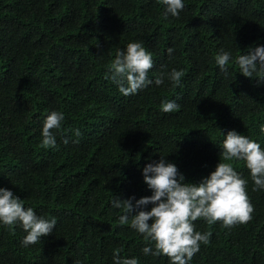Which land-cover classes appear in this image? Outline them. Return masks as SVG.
Listing matches in <instances>:
<instances>
[{
  "label": "trees",
  "instance_id": "obj_1",
  "mask_svg": "<svg viewBox=\"0 0 264 264\" xmlns=\"http://www.w3.org/2000/svg\"><path fill=\"white\" fill-rule=\"evenodd\" d=\"M184 3L165 19L163 0H0V187L57 218L53 232L28 247L21 227L0 225V264H113L114 249L140 264H169L143 254L147 242L118 223L113 196L151 195L142 169L161 155L199 182L220 162L221 130L264 147V84L231 61L225 77L214 61L221 48L235 57L264 44V0ZM130 41L152 53L150 78L182 69L180 85L165 79L122 95L105 73ZM165 99L179 108L162 112ZM53 109L65 114L54 148L41 143ZM233 166L248 180L251 219L231 228L194 221L210 236L189 264H264V190H253L242 161Z\"/></svg>",
  "mask_w": 264,
  "mask_h": 264
},
{
  "label": "clouds",
  "instance_id": "obj_2",
  "mask_svg": "<svg viewBox=\"0 0 264 264\" xmlns=\"http://www.w3.org/2000/svg\"><path fill=\"white\" fill-rule=\"evenodd\" d=\"M163 17H178L185 7L184 0H163ZM174 49L167 52L171 57ZM215 64L225 77L230 75L231 61L239 67L245 77L258 78L257 84H264V44L249 47L242 54L233 57L231 51L219 49L214 56ZM154 66L152 53L141 41H130L124 48H118L111 60L105 78L111 80L124 95H135L153 83L164 84L165 79L175 87L180 85L184 75L182 69L161 72L154 78L149 70ZM179 108L176 100H162L160 110L172 112ZM65 114L50 110L41 127V143L46 147L57 146V131L60 130ZM69 129H65V132ZM75 137H80L79 128L71 129ZM220 141V162L215 170L199 182H187L177 165L161 155L159 161L147 163L142 169L144 182L151 195L137 199L131 196L121 199L113 196L111 207L122 210L118 223L128 224L141 234L147 242L142 248L145 256H167L169 264H189L200 249L207 244L210 233L195 230L194 221L203 219L211 225L219 221L225 228L246 223L251 219L253 205L246 190L248 180L233 166L234 161H242L249 170L253 190H264V147L258 140L248 135L229 130ZM259 132L264 135V123H259ZM77 142V141H73ZM67 145L69 138L65 136ZM135 202V203H133ZM151 204L150 210L147 206ZM134 209L135 214L134 213ZM151 221V222H150ZM0 225L21 227L25 235L21 240L24 247L35 244L53 232L57 225L55 216L37 214L31 206H25L24 199L12 190L0 187ZM113 264H140L138 257L121 256L120 249H114Z\"/></svg>",
  "mask_w": 264,
  "mask_h": 264
}]
</instances>
